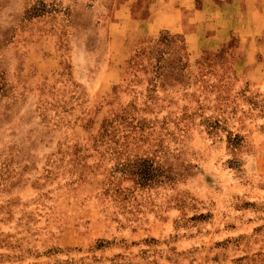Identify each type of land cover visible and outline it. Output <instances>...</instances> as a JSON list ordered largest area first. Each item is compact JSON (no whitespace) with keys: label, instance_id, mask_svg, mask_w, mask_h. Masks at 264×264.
Wrapping results in <instances>:
<instances>
[{"label":"rangeland","instance_id":"374dc122","mask_svg":"<svg viewBox=\"0 0 264 264\" xmlns=\"http://www.w3.org/2000/svg\"><path fill=\"white\" fill-rule=\"evenodd\" d=\"M112 5L0 0V264H264V70Z\"/></svg>","mask_w":264,"mask_h":264},{"label":"crops","instance_id":"0c3cea01","mask_svg":"<svg viewBox=\"0 0 264 264\" xmlns=\"http://www.w3.org/2000/svg\"><path fill=\"white\" fill-rule=\"evenodd\" d=\"M112 6L111 41L179 34L195 62L203 48L216 51L237 40L248 56L245 65L254 73L264 70V0H113Z\"/></svg>","mask_w":264,"mask_h":264},{"label":"trees","instance_id":"16d2710c","mask_svg":"<svg viewBox=\"0 0 264 264\" xmlns=\"http://www.w3.org/2000/svg\"><path fill=\"white\" fill-rule=\"evenodd\" d=\"M182 44H183V46H184V42L182 41ZM183 49L185 50V46L183 47Z\"/></svg>","mask_w":264,"mask_h":264}]
</instances>
